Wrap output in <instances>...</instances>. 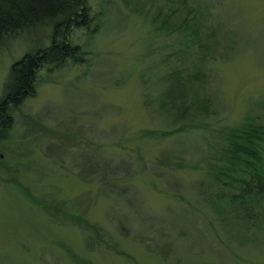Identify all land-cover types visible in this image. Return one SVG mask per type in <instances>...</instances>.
I'll use <instances>...</instances> for the list:
<instances>
[{
    "label": "rangeland",
    "instance_id": "374dc122",
    "mask_svg": "<svg viewBox=\"0 0 264 264\" xmlns=\"http://www.w3.org/2000/svg\"><path fill=\"white\" fill-rule=\"evenodd\" d=\"M88 4L94 32L70 34L87 61L43 68L0 135V264H264V192L230 204L242 171L210 168L226 165V130L250 118L264 133V0ZM49 31L0 45V97ZM168 70L195 73L199 129L174 133L170 112L147 107ZM61 202L73 217L47 213Z\"/></svg>",
    "mask_w": 264,
    "mask_h": 264
},
{
    "label": "trees",
    "instance_id": "16d2710c",
    "mask_svg": "<svg viewBox=\"0 0 264 264\" xmlns=\"http://www.w3.org/2000/svg\"><path fill=\"white\" fill-rule=\"evenodd\" d=\"M88 0H0V45L8 40L24 34L36 33L39 28H48L50 42L40 44L26 51L9 68L3 93L0 97V135L6 137L13 123V112L29 96L34 95L38 73L45 68L53 71L68 64H83L87 61L86 53L78 44H73L70 34L73 29L90 28ZM161 26L166 25L163 20ZM178 29L169 28L165 33L171 34ZM94 32V31H93ZM169 71V70H168ZM195 73L172 70L161 76V86L154 98L145 101L150 107L156 102L157 107L172 114L173 122L180 123L174 128V133L199 129L195 120V111L200 113L204 100L198 96V89L191 79ZM151 105V106H150ZM151 111V110H150ZM190 115V116H189ZM252 119L247 118L236 128L224 132L221 139L222 151L217 154L219 160H225L226 165H211L213 176H229V172L242 171L243 176L234 180L238 187L237 193L228 196L229 203H237L246 207V197H258L264 192V133L263 126H256ZM147 131L146 133H148ZM170 157L159 158L160 164L171 168L183 167L180 161L170 162ZM158 163V159H156ZM175 169V168H174ZM244 172V173H243ZM227 183L222 182L226 186ZM26 195H30L25 188ZM29 197V196H28ZM61 202L55 211L45 208L54 219L66 213ZM83 229L88 230L97 241H100L101 231L98 225L81 218ZM98 244V242H97ZM114 252L120 253L116 246Z\"/></svg>",
    "mask_w": 264,
    "mask_h": 264
}]
</instances>
